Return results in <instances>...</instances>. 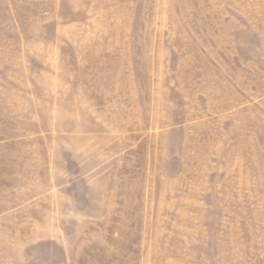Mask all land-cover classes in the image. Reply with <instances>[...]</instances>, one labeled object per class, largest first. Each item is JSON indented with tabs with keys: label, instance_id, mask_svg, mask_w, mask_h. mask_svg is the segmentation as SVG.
Masks as SVG:
<instances>
[{
	"label": "rangeland",
	"instance_id": "rangeland-1",
	"mask_svg": "<svg viewBox=\"0 0 264 264\" xmlns=\"http://www.w3.org/2000/svg\"><path fill=\"white\" fill-rule=\"evenodd\" d=\"M0 264H264V0H0Z\"/></svg>",
	"mask_w": 264,
	"mask_h": 264
}]
</instances>
